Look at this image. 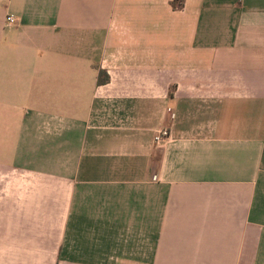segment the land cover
Wrapping results in <instances>:
<instances>
[{
  "label": "crops",
  "instance_id": "obj_1",
  "mask_svg": "<svg viewBox=\"0 0 264 264\" xmlns=\"http://www.w3.org/2000/svg\"><path fill=\"white\" fill-rule=\"evenodd\" d=\"M0 264H264V0H0Z\"/></svg>",
  "mask_w": 264,
  "mask_h": 264
},
{
  "label": "built area",
  "instance_id": "obj_2",
  "mask_svg": "<svg viewBox=\"0 0 264 264\" xmlns=\"http://www.w3.org/2000/svg\"><path fill=\"white\" fill-rule=\"evenodd\" d=\"M17 18L14 14L9 13L5 16L4 24L5 26H12L16 23ZM169 130L167 128H159L155 131L153 140L155 143L161 142L165 137L169 136Z\"/></svg>",
  "mask_w": 264,
  "mask_h": 264
},
{
  "label": "trees",
  "instance_id": "obj_3",
  "mask_svg": "<svg viewBox=\"0 0 264 264\" xmlns=\"http://www.w3.org/2000/svg\"><path fill=\"white\" fill-rule=\"evenodd\" d=\"M107 80H108V74L104 70H99L97 82L98 83H103V82H105Z\"/></svg>",
  "mask_w": 264,
  "mask_h": 264
}]
</instances>
